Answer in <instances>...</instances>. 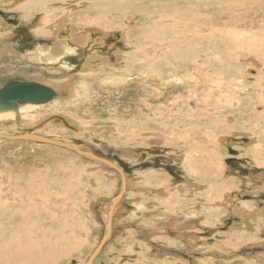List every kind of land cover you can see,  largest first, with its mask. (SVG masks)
Instances as JSON below:
<instances>
[{
	"label": "rangeland",
	"instance_id": "rangeland-1",
	"mask_svg": "<svg viewBox=\"0 0 264 264\" xmlns=\"http://www.w3.org/2000/svg\"><path fill=\"white\" fill-rule=\"evenodd\" d=\"M16 2H6V7L0 8L6 15L0 23L12 26L13 43L29 37L32 42L26 40L27 49H21L24 54L36 44L28 34L31 24L24 27L18 23L19 14L13 7L20 0ZM61 4L62 1L50 3L57 10L44 15L34 9L31 13L29 6L23 11L24 18L32 26L40 18L54 21L65 13ZM32 14L37 18L32 19ZM69 16L74 17L77 29L86 31L84 43L73 46L75 54L69 57L78 63L70 65L68 72L42 70L40 81L52 85L70 82L71 89L66 85L56 102L42 104L28 116L15 112L13 120L0 124V134L4 131L14 136L42 135L60 142H79L81 152L117 168V161L126 162L130 172L121 176L117 170L67 148L0 140V191L10 195L3 198H14L10 191L15 192L11 186L16 182V189L26 193L19 203L36 199L44 185L42 176L51 169L48 181L54 178L62 182L56 190L63 200L56 211L62 235L77 246L75 250L79 247L66 258V264L87 263L108 231L109 239L92 264H131L137 258L140 264H264V259L258 258H264V79L259 78L264 76V0H187L167 12L172 21L166 18L151 24L153 31L148 24L140 23V49L148 41L142 40L145 34L152 37L159 29L189 40L187 49L191 53L196 50L194 44H203L206 60L203 59V74L196 75L198 85L176 77L171 80L172 75L184 79L186 69L171 68L170 62L154 68L156 58H151L153 62L142 56V61L127 58L132 50L125 45L120 29L131 28L135 22H85L80 20L84 13L78 8L57 22L65 23ZM88 19L96 18L88 14ZM8 21H16L17 25ZM99 27L111 34L96 31ZM17 29L24 31V38ZM61 30L57 40L72 46L71 26L65 23ZM37 43L52 47L56 41L38 39ZM168 46L163 44L162 53ZM197 55L202 57V53ZM221 57L229 61L237 58L236 70L217 59ZM2 60L5 57L1 56ZM25 71L17 64L0 70V88L15 80L27 82L25 76L34 77ZM187 87L196 90L189 93ZM224 140L236 155L228 153ZM229 159L237 160L238 166H227L225 161ZM37 174L41 177L38 184L21 181ZM122 185L124 191L114 208L117 217L107 229L103 216L112 209V200L118 197ZM147 189L153 192L144 193ZM226 192L230 194L228 204L224 202ZM48 193H54V189L49 187ZM241 205L245 210H240ZM250 210L259 218H245ZM246 225L251 227L250 238L258 244L235 242L237 228L246 229ZM180 233L194 236L192 247L185 245Z\"/></svg>",
	"mask_w": 264,
	"mask_h": 264
},
{
	"label": "bare ground",
	"instance_id": "bare-ground-1",
	"mask_svg": "<svg viewBox=\"0 0 264 264\" xmlns=\"http://www.w3.org/2000/svg\"><path fill=\"white\" fill-rule=\"evenodd\" d=\"M54 1H62L63 4H61V5L63 7V11L65 10V13L61 11L62 12L61 16L59 18L55 19L54 21L44 20V19L40 18L41 21L37 22L36 26L35 25L32 26V22H30V20H26L24 18L25 13L23 14V11L25 10V8H27L29 6H32L30 9L31 13L39 11L40 15H44L46 12H47V14L52 12L54 9H56L55 7H57V6L49 5V4L54 2ZM6 2L14 4V2H16V0H10V1L1 0L0 1V8L4 9L6 7V6H4V4ZM186 2H187V0H20L19 5H14L13 10L17 11L19 14V17H18L19 25L25 24L24 27H26L27 25L31 24L30 29H29L30 32L28 34L32 35L31 37L34 39V41H35L34 43L36 45L34 47H32V49L26 50L25 53L23 54L21 52V49H27V45L23 44V43L20 44L19 42L13 43L12 40L14 38L12 35H13V33H15V31L13 30L12 26L5 27L3 25L4 22L0 23V57L1 56L5 57V61H3V60L0 61V70L3 71L4 69H8L10 66L13 67L16 64L22 65L24 70H26L25 72L31 73L37 79H32V78H34L32 76H31L32 78H28L30 76H25V77H27L28 82H21V83H36V84H40L42 86L50 88L53 91L54 96H53L52 100H50L48 102H56L58 100L59 96L63 93L62 91H64L66 89L65 86L66 85L69 86L70 82H61L60 81V82H57L56 85L41 82L40 80H42V77H43L41 74V71L47 70V71H51L53 73L54 72L55 73H58V72L62 73V72H68V69L70 70V68L72 67V66L69 67L70 65H72L69 63V60H70L69 57L71 54H75L74 52L76 50H74L73 46H79V45H82L84 43L83 38H85V37H83V35L86 34V31L81 30V29H77L75 27L74 22H73L74 17L69 16L67 18V22L64 19L65 23H68L71 26V31L69 30V32H70L69 40L73 43V45L69 46L64 42L57 40L60 32L62 31L61 29L65 25V23L57 22V21L60 18H66L67 14L68 15L71 14L72 12L75 11V8H78L84 13V16L80 20L85 21V22L90 21V22L95 23V21H97L100 23H108L109 25H112L114 22L120 23L121 21H123L125 19L128 22H135L137 26L135 25V26H132L131 28H126V27L124 28L122 26V28L120 29L121 33L123 34V39L125 41V45L130 50H132V54L127 56V58H130L132 60H136V59L141 60V58L148 60L150 58V62L154 61V60L152 61L151 58H156V62H153L154 68H156V65L159 68H162L163 65L161 63L170 62V63H172V67L170 66L171 68L181 69L183 71H185V69H186V75H184L185 76L184 79L179 78L177 75H175V76L172 75V76H170L171 80L174 77H176L179 79V81L183 82L185 80H189V81H193L195 85H198L199 82L198 83L195 82L196 77H197L196 75L200 74L202 72L201 70L204 68V64H205L204 60H206V56L204 55V52L202 51L203 44H201L199 42L194 44V45H196L194 47V48H196V50H194L191 53L187 49L188 46H190V44H191L189 40L181 39L179 37L173 36L171 33H168L169 30L163 31L160 29L158 31H155V34L152 37H150L151 35L148 33L145 34L146 38L143 37L142 40L145 41L147 39L148 41L145 45L141 46V49H140V43H139V41H141V40H139L140 39L139 38L140 37V29H141L140 23L144 24V25L148 24L149 25L148 29L150 28L153 31L154 30L153 26L158 24L159 22L161 23V19L166 20V18H167V20L172 21V16L171 17L167 16V12L169 10L173 9L176 5L181 6V4H185ZM65 4H68V5H65ZM72 5H75V7H72ZM69 8H71V9H69ZM33 9L35 10L34 12H33ZM152 13H156V15H153ZM88 14H93L96 19L95 20H89ZM136 15H137V17H139V20L135 19ZM156 16H161V17H156ZM31 17H32V19L37 18L36 15H34V14H32ZM174 19H176V17ZM188 21H189V19H188ZM177 22H179V20ZM181 22L184 23L185 21L184 22L181 21ZM55 23H58V24H55ZM86 24H88V23H86ZM151 24H154V25L151 26ZM38 25L43 26L45 28L41 29L40 26H38ZM187 26L189 27L190 24H188ZM94 27L92 26L90 28L94 30ZM152 27H153V29H152ZM97 29L95 28L96 31H100L104 34H111L110 32H108L104 28L99 27ZM144 30H145V28H143L141 31H144ZM89 31H90V29H89ZM236 33H238V32H236ZM178 36H181V35H178ZM237 37H239V36H237ZM28 38L29 37H26L25 40L26 39L28 40ZM38 39L49 40V41L50 40L52 41L54 39V41H56V43L53 44L52 47H49L46 45H39L37 43ZM81 42H82V44H81ZM164 43H169V46L167 47V51L165 53H162V46ZM4 46H6V47H4ZM182 49H184V50H182ZM10 51H11V54H9ZM194 52L197 54L202 53V57L195 54ZM119 53H121V52L119 51ZM162 54L163 55L167 54V55L163 56ZM93 56H96V55H93ZM140 56H142V57L139 58ZM119 57H122V55H120ZM103 58H105V57H103ZM217 59L220 60L222 63L226 62V64H228L227 66H229L230 70H236L235 63L238 61L237 58L234 61H229L228 59H224L222 57L217 58ZM121 60H123V59H121ZM131 62H133V61H131ZM89 63H90V61H89ZM102 63H104V62H102ZM89 65H91V64H89ZM89 65H87V66H89ZM115 71H117V70H115ZM108 73H110V72H108ZM202 74H203V72H202ZM259 78L264 79V76H261ZM198 81H199V79H198ZM213 82H216V81H213ZM261 84H264V81H262ZM217 85H219V84H217ZM68 86H67V88H68ZM187 88L190 89L189 93L191 91L196 90V89H193V87H187ZM69 89H71L70 86H69ZM43 104H45V103H43ZM41 107H42V104L26 103V104L17 105L15 107L16 109L14 108L15 110L11 109L9 111L8 110L0 111V121H3V123H0V124L3 126L7 122H10L11 120H13L14 116H15L14 115L15 112L23 113V116H28V114L30 112H35V110H37L38 108H41ZM262 107H264V106H262ZM3 132H2V134H0V136L14 137V135H10V134L3 133ZM17 136H22V135H17ZM23 136H36V135L23 134ZM36 137L60 142V141L54 140L52 138H47L46 136H42V135H38ZM0 140H8V139L7 138H0ZM38 143L50 144L48 142H38ZM61 143H65L69 146L73 145V144L76 145L75 144L76 142H74V143L73 142L72 143L61 142ZM223 143L226 145L227 149H229L230 152L228 151V153L230 155H236V152L232 151L231 150L232 148L230 149L228 147L229 144L226 140H224ZM50 145H53V144H50ZM77 145H79V144H77ZM77 145H76V147H77ZM53 146H56V145H53ZM56 147H59V146H56ZM59 148H63V147H59ZM78 150L81 151V148L79 147ZM83 153H85V152H83ZM78 155L85 157V158H88V157H86L87 154H78ZM231 157L234 158L233 156H231ZM229 160L237 161L234 159H229ZM123 163L126 164V162H123ZM256 163L261 164V161L260 162L257 161ZM225 164H226V162H225ZM112 165L114 166L112 168L121 172L120 174L122 176H125L122 174L123 171H121L119 169V167L117 168L114 164H112ZM103 166L107 167L108 165L103 164ZM227 166H229V165H227ZM108 168H111V167L108 166ZM232 168H235V167H232ZM34 170L35 169H33L32 172ZM49 171H51V169L46 170V173L43 174V176H42V180L44 181V185L42 186L41 190H39V196H37L35 194L33 195V197L37 196L36 199L30 198L29 196H27V199L30 198V200L23 201L22 203H19L18 201L23 200L22 195H24L25 192L22 189H20L19 187H17L19 191L16 189V187H15L16 182L14 184H12V186H11L15 191V192L10 191V193H13V196H14V198H12L11 200H6L7 197L3 198V195H6V196L8 195L6 193V191L5 192L0 191V264H66L65 263L66 258H68L69 256H72L74 251L77 252V249H79V247H78L75 250V247H77V246L72 245L73 242L72 241L70 242V240L68 241L62 235L63 230L60 227V221L61 220L59 218V215L56 213L57 209L60 208V205H62V203H63V200L60 198L61 196L59 195L60 193L56 191V190H59L58 189L59 185L62 184V182L59 184L56 181V179H54V178H52L50 181H48L47 173H49ZM55 171H56V169H55ZM125 172H127V171H125ZM39 175L37 174L36 176H28L27 179L23 177V178H21L22 179L21 181L22 182L28 181V182L32 183V185L38 184V183H40L39 181H41V179H40L41 177L38 178ZM23 180H26V181H23ZM121 181H122V179H121ZM187 183L188 182L186 181V184ZM4 185H5V183H4ZM63 185H64V183H63ZM49 187L54 189V193H52V194L54 196L56 195L57 197H52L51 196L52 194L48 193ZM194 187H195V185H194ZM125 188H126V184H125ZM199 189H202V188L199 187ZM258 189H260V188H258ZM123 191H124V189H123ZM151 192H153V191L149 190V189L144 190V193H146V194H150ZM4 193H6V194H4ZM29 193H27V194H29ZM225 194H227V192ZM151 195H153V194H151ZM229 195L230 194L224 195V198H225V196L227 197L226 200L224 199V202L230 203V201H228ZM8 196H10V195H8ZM62 197H64V196H62ZM231 201L234 202L236 200L231 198ZM244 202L246 203L247 201L244 200ZM252 202H254V201H252ZM221 203L224 206V203L223 202H221ZM217 207H219V206H217ZM253 207H252V209H253ZM35 208H39V211H37ZM114 208H112V209L110 208L109 210H107V212H106L107 214L106 215L104 214L105 216H103L105 219L104 224H105V226L106 225L108 226L107 229L110 228V225L112 224L113 219L117 217L118 211H114ZM254 208H256V206ZM242 209L245 210L243 205H241L240 210H242ZM262 211H264V208ZM246 212H248L250 215L247 214L246 215L247 217H245V215H243V217H245V218L251 217L252 221H253V219L259 218L257 215H252L253 214L252 210L246 211ZM254 213H255V211H254ZM240 214H242V213H240ZM234 217H236V216H234ZM202 220H203V218H202ZM175 221H177V220H175ZM247 221L249 222V219H247L246 222ZM241 222H243V221H241ZM172 224H173V222H172ZM222 225H224V224H222ZM246 226H247L246 229L242 228V227H241V229L237 228L238 234L235 236V242H238L239 244H241V243L242 244L243 243H246V244L247 243H250V244L251 243H257L258 244L259 242H257V240H256V242H254L253 239L250 238V236L248 234V232L250 231V229H249L250 226L249 227H248V225H246ZM234 227H236V226H234ZM177 228L182 230L181 227L179 228L177 226ZM180 234H181L180 237L184 241L185 245L192 247L194 236L192 238V235H184L186 233H180ZM261 234L262 233L260 232V235ZM178 237H176V238L179 240L180 238H178ZM223 244L227 245V243H224V242H223ZM260 244H261V242H260ZM98 245L99 246L96 249L97 254L102 249V246H104L103 243H100ZM185 245H183V246H185ZM251 249H252V247H251ZM130 250H131V248H130ZM258 258H260V261H262L264 259L263 257H260V256H258ZM93 260H92V262H93ZM92 262H91V264H92ZM121 264H124V263L121 262ZM131 264H140V259L137 258V260Z\"/></svg>",
	"mask_w": 264,
	"mask_h": 264
},
{
	"label": "water",
	"instance_id": "water-1",
	"mask_svg": "<svg viewBox=\"0 0 264 264\" xmlns=\"http://www.w3.org/2000/svg\"><path fill=\"white\" fill-rule=\"evenodd\" d=\"M54 96L53 91L45 86H42L40 84L36 83H21V82H11L6 84L4 87L0 89V111H6V110H11L14 109L17 105L21 104H43L47 103L48 101L52 100ZM0 138H7L8 140H13V141H29V142H48L50 144L63 147V148H68L74 151L75 153L78 154H87L83 153L78 148L76 147L77 144H80L79 142H76V145H67L65 143L61 142H56L52 140H47L43 138H39L36 136H14V137H6V136H0ZM230 152V151H229ZM86 157L90 158L91 160L98 161L100 163L106 164L110 167H114L112 163L100 159L98 157H94L91 154H87ZM227 165L230 167H237L238 162L237 161H232V160H226L225 161ZM118 165L123 168L124 171L128 172V166L124 164L121 161H118ZM123 185L121 186V191L118 195V197H115L112 200V208L116 206V203L118 202V198L123 192ZM110 235V231H108L102 242L104 245V242L108 239ZM97 254V250L90 256L88 262L86 264H91L92 260Z\"/></svg>",
	"mask_w": 264,
	"mask_h": 264
},
{
	"label": "flooded vegetation",
	"instance_id": "flooded-vegetation-1",
	"mask_svg": "<svg viewBox=\"0 0 264 264\" xmlns=\"http://www.w3.org/2000/svg\"><path fill=\"white\" fill-rule=\"evenodd\" d=\"M2 12V13H1ZM5 14H4V12L3 11H1L0 10V19H2V17L4 18L5 16H4ZM4 20V19H3ZM8 22H10V21H8ZM10 24H16L17 25V23H16V21H12V22H10ZM17 32H19V35L21 34V36L24 38V31H21L20 29H17L16 30ZM26 33H28V30H26ZM27 40V39H26ZM26 40L25 39H23L22 41H19V43L20 44H28V42L29 43H31L32 41L31 40H29L28 42H26ZM70 60V64H72V65H75V64H77L78 63V60H75V58L74 57H71V58H69ZM11 82H19V81H11ZM11 82H9V83H11ZM28 82V81H27ZM8 84V83H7ZM5 86V85H4ZM3 86V87H4ZM1 89V88H0ZM16 109V108H15ZM13 110V109H12ZM9 111V110H8ZM122 162V161H121ZM117 164H118V161H117ZM125 164V163H124ZM119 166V165H118ZM128 166V165H127ZM120 167V166H119ZM112 168V167H111ZM121 168V167H120ZM112 169H114V168H112ZM116 170V169H115ZM118 171V170H117ZM122 174L124 175V173H127V172H125L124 170H123V168H122ZM119 172V171H118ZM128 172H130V170H129V168H128ZM121 173V172H120ZM122 176V175H121Z\"/></svg>",
	"mask_w": 264,
	"mask_h": 264
}]
</instances>
